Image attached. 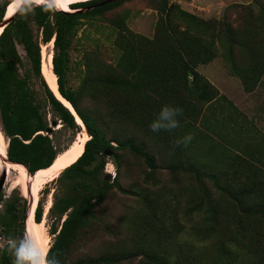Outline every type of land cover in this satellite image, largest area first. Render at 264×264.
Returning <instances> with one entry per match:
<instances>
[{"label": "trees", "instance_id": "trees-1", "mask_svg": "<svg viewBox=\"0 0 264 264\" xmlns=\"http://www.w3.org/2000/svg\"><path fill=\"white\" fill-rule=\"evenodd\" d=\"M11 1L0 0V21ZM123 1L91 9L81 6L90 1L77 2L68 11L36 5L30 13L15 11L0 32L6 158L33 174L75 139L81 131L76 118L89 134L80 155L51 180V192L46 183L43 188L51 194L45 216L52 235L49 255L58 264H264V154L236 141L244 136L243 122L251 121L197 69L220 56L242 90L254 91L264 75V3L232 5L234 17L227 10L203 18L171 0H148L157 16L146 36L129 28L128 11H115ZM86 24L108 42L92 38L86 47L79 40L83 71L70 88L69 49ZM51 40L57 91L74 113L40 70V44ZM164 104L182 109L179 127L151 133L148 124ZM57 120L71 130L62 148L52 141L55 130L46 132ZM219 129L233 132V141L222 138L232 154L208 145L207 137ZM185 134L192 141L177 145ZM203 150L206 154L198 153ZM127 154L143 163V183L153 188L122 183ZM107 159L115 167L108 180ZM163 169L167 175L160 184ZM43 204L38 198L36 222ZM27 207L19 194L4 200L0 233L23 235ZM102 236L107 239L92 248ZM13 260L3 245L0 264Z\"/></svg>", "mask_w": 264, "mask_h": 264}, {"label": "rangeland", "instance_id": "rangeland-1", "mask_svg": "<svg viewBox=\"0 0 264 264\" xmlns=\"http://www.w3.org/2000/svg\"><path fill=\"white\" fill-rule=\"evenodd\" d=\"M85 1V0H84ZM173 2L178 3L183 9L195 13L203 18H210V17H220L223 15L225 11L228 10L230 12L231 17L235 16V7H231L232 5H238V4H248L249 2H252V0H171ZM262 3H264V0H260ZM228 6V7H227ZM227 7V8H226ZM57 9V8H56ZM71 10V9H70ZM128 11L129 15L127 18V25L130 29H132L135 32L141 33L146 36H151L153 32V26L154 22L156 20V10L151 8V6L148 4V0H124L119 6L115 8V11ZM35 30V27H33ZM85 34V36H89V39L80 37L81 34ZM106 34V33H105ZM107 35L102 34L99 31L90 30L88 28V24L86 26L82 27V31L79 30L76 38L74 39L70 49H69V65L68 70L66 74V82L67 86L70 88H75L82 76V66H81V46L80 41H86L84 43V46L89 47L92 43V38H97V42H108V39H106ZM47 44V43H46ZM46 44H40V49L46 45ZM53 46H51V49ZM16 49L18 54L22 57L24 60V51L21 45L17 44ZM198 71L202 73L204 76L209 78H217L221 79L226 75V72L229 73L227 69V65L224 63L223 59L218 56L215 59H213L211 62L198 66ZM237 79V78H236ZM37 87V85H36ZM53 92V91H52ZM258 95L263 97L262 91H257ZM54 93V92H53ZM255 104H258L260 106V112L264 113V99L260 100L259 97L257 99H253ZM48 120L51 119V113H47ZM49 126L51 129L55 130L52 141L53 143L62 148L66 145H68L71 137V130L61 126V123L59 120L56 121L55 125H51V121L49 122ZM1 131V130H0ZM2 132V131H1ZM83 137L85 134L84 129L81 127V131L76 134L75 138L77 136ZM4 138L6 139V136L3 134ZM208 145L210 142H213L211 144V148H215L219 150L221 147L218 145V143L212 139L211 137H207ZM72 142V141H71ZM205 150L199 151L198 153H204ZM121 173L125 175V178L123 179L124 183H135L141 186H144L148 189L153 188L149 184L143 183V177H144V171L145 166L143 163L133 156H130L129 154L126 155L124 164L122 166ZM2 170H0V194L2 196L3 201L0 200V214L3 209L4 200H7L9 197L19 194L23 198H26L28 200V204L31 201V195H29V189H27V192L23 191L21 183H20V174L17 172V170L10 169L9 173H4V175L1 173ZM104 172H109L112 176L115 174V167L110 159H107V162L105 164ZM166 170H162L159 175L157 174V178L159 180V183L161 184L166 179ZM30 177L31 174H28V172L25 170L24 174V181L26 182V186L29 188L30 186ZM178 180L182 181L183 177L181 174H178ZM19 183V184H18ZM47 184V185H46ZM46 184H43L41 189L38 191V198L42 199L43 207L45 208L46 204L48 202L49 206L51 204V190L52 187H54V181L48 180ZM20 185V186H19ZM48 187V190L50 192L46 193L44 186ZM27 193V194H26ZM37 203V201H36ZM36 206V204H35ZM30 208V207H29ZM35 208V207H34ZM34 210V209H33ZM30 211L27 210L26 214V220L24 222V228H23V235L31 232L34 235H36V231L33 226H31V223L28 221V214ZM46 215V213H45ZM45 215L42 214V218L40 222H42V235L47 238V241H52V235L48 232V225H47V219L45 218ZM34 222V221H32ZM23 235H20L17 232H11L9 237H6L3 233H0V248L3 245H8L10 241L12 240H19ZM9 238V239H6ZM107 237L102 236L99 239H96L95 242L92 244V248H96L101 240H105ZM87 250V249H86ZM14 259V256H13Z\"/></svg>", "mask_w": 264, "mask_h": 264}, {"label": "bare ground", "instance_id": "bare-ground-1", "mask_svg": "<svg viewBox=\"0 0 264 264\" xmlns=\"http://www.w3.org/2000/svg\"><path fill=\"white\" fill-rule=\"evenodd\" d=\"M84 0H59L57 9L68 11L70 10V5L77 2H83ZM87 1V0H85ZM15 12V9L12 8V1L6 6L4 17L7 18L11 16ZM2 27L0 26V32ZM52 40L49 41L46 45H44L40 49V70L41 73L48 85V87L54 92L55 96L58 97L63 103L68 106L70 105L67 101H65L57 91V83H56V76L52 71ZM78 124L82 125L79 119L76 118ZM83 128V127H82ZM86 135L81 137L80 135L77 136L65 149L59 152L53 159L52 163L46 167L36 170L30 177V186L29 188L26 186V182L24 181V174L25 169L17 164L6 161V147H7V140L4 138L3 133L0 131V170L1 173H9L10 169H15L20 174V183L22 186L23 191L27 192L29 189V195H31V201L28 204L27 210L30 211L28 216V221L31 223V226L34 227L36 231V236H38L42 241L47 242V238H45L42 233V222H36L33 217L34 207L38 197V191L41 189L42 185L45 184L48 180H53L58 173L71 162H73L82 152L83 143L88 138L87 133ZM19 184V183H18ZM20 186V185H19ZM27 194V193H26ZM51 198V196H50ZM48 202L44 208L43 215L48 210L49 207ZM30 207V208H29ZM46 216V215H45ZM34 221V222H32Z\"/></svg>", "mask_w": 264, "mask_h": 264}, {"label": "clouds", "instance_id": "clouds-1", "mask_svg": "<svg viewBox=\"0 0 264 264\" xmlns=\"http://www.w3.org/2000/svg\"><path fill=\"white\" fill-rule=\"evenodd\" d=\"M88 1L94 0L83 2ZM58 3L59 0H12V8L20 14H25L33 11V7L36 5H42L46 11H52L58 7ZM181 114L182 109L180 107L164 104L154 114L153 119L148 124V129L155 134L172 132L179 127L178 117ZM192 139L191 134H185L175 143L186 147ZM51 245V241L44 242L38 236L29 232L19 240L10 241L8 247L14 256L13 264H58L55 257L49 255Z\"/></svg>", "mask_w": 264, "mask_h": 264}, {"label": "crops", "instance_id": "crops-1", "mask_svg": "<svg viewBox=\"0 0 264 264\" xmlns=\"http://www.w3.org/2000/svg\"><path fill=\"white\" fill-rule=\"evenodd\" d=\"M206 78L218 89L220 94L227 97L239 110H241L247 116L248 120L251 121V122L244 121L243 122L244 125L242 129L241 127H239V130L240 129L242 130V134L244 136L242 137V140L238 139L236 141L240 143L241 147L247 149L248 151L254 152L255 150H258L256 153L253 154H264V113L260 112V106H259L260 102L258 104H255L253 100V99H257V97H259L260 100L264 99V93H263V97H261L258 95L257 92V91L264 92V75L261 78L258 86L254 89V91L249 93L244 92L241 88L239 80L228 72H226V75L221 79H217V78L211 79L209 77ZM232 133L233 132L228 130L222 131L221 129H219L214 134H210L211 138L214 139L221 147L220 151H222V154H232L231 150L227 151V148H225L226 146H228L227 142L222 140V138L226 137L227 139H231V141H233ZM252 137L254 139L256 138L255 140H257V143H254L251 140ZM247 141H251V142H247ZM246 143L250 145H247L246 147L245 146ZM211 144H213V142H210L209 145ZM240 149L242 148H239V150ZM224 151L226 153H224ZM234 152H237V150Z\"/></svg>", "mask_w": 264, "mask_h": 264}, {"label": "water", "instance_id": "water-1", "mask_svg": "<svg viewBox=\"0 0 264 264\" xmlns=\"http://www.w3.org/2000/svg\"><path fill=\"white\" fill-rule=\"evenodd\" d=\"M111 1H116V0H103V1H101V2H99V3H96V4H94V5H91V6H88L87 7V9H91L93 6H96V5H103V4H105V3H107V2H111ZM81 11V10H80ZM15 13V12H14ZM14 13L11 15V16H9V17H7V18H3L1 21H0V26L1 27H3V26H5L8 22H9V20L12 18V16L14 15ZM55 95V94H54ZM68 102V101H67ZM70 109V108H69ZM71 111H73V113H74V110L72 109V107H71V109H70ZM77 116V115H76ZM51 125H55V121H52L51 122ZM82 127H83V129H84V131L87 133V135L89 136V134H88V132L86 131V129L84 128V126H83V124L81 125ZM50 126H48L47 127V130H46V132L48 133L49 131H50ZM106 154H108L107 152H106ZM6 161H8V162H10L7 158L5 159ZM112 177V175L109 173V172H106V174H105V176H104V178L106 179V180H108V179H110Z\"/></svg>", "mask_w": 264, "mask_h": 264}, {"label": "flooded vegetation", "instance_id": "flooded-vegetation-1", "mask_svg": "<svg viewBox=\"0 0 264 264\" xmlns=\"http://www.w3.org/2000/svg\"><path fill=\"white\" fill-rule=\"evenodd\" d=\"M101 1H103V0H94V1H90V2H88V3H86V4H83V5H81V6H91V5H94V4H96V3H99V2H101Z\"/></svg>", "mask_w": 264, "mask_h": 264}]
</instances>
